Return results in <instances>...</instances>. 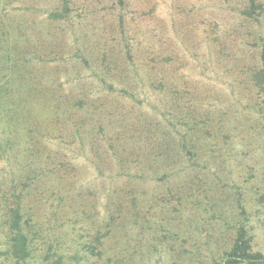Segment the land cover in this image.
<instances>
[{"label":"rangeland","instance_id":"rangeland-1","mask_svg":"<svg viewBox=\"0 0 264 264\" xmlns=\"http://www.w3.org/2000/svg\"><path fill=\"white\" fill-rule=\"evenodd\" d=\"M67 3L0 0V264L264 255V0Z\"/></svg>","mask_w":264,"mask_h":264},{"label":"trees","instance_id":"trees-1","mask_svg":"<svg viewBox=\"0 0 264 264\" xmlns=\"http://www.w3.org/2000/svg\"><path fill=\"white\" fill-rule=\"evenodd\" d=\"M68 0H61L62 6L67 10ZM55 17L62 18V14ZM264 63V56H263ZM261 79L264 81V68L261 71ZM11 229L14 234L13 252L17 258L25 259L27 256V238L23 233L22 215L19 209L11 211ZM227 264H264V255L253 253L251 242L247 239L246 232L242 229L237 233L232 249L228 256Z\"/></svg>","mask_w":264,"mask_h":264}]
</instances>
